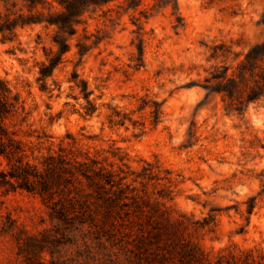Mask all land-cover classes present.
Returning a JSON list of instances; mask_svg holds the SVG:
<instances>
[{
    "label": "clouds",
    "instance_id": "1",
    "mask_svg": "<svg viewBox=\"0 0 264 264\" xmlns=\"http://www.w3.org/2000/svg\"><path fill=\"white\" fill-rule=\"evenodd\" d=\"M0 221V264H264V0H0Z\"/></svg>",
    "mask_w": 264,
    "mask_h": 264
},
{
    "label": "trees",
    "instance_id": "2",
    "mask_svg": "<svg viewBox=\"0 0 264 264\" xmlns=\"http://www.w3.org/2000/svg\"><path fill=\"white\" fill-rule=\"evenodd\" d=\"M53 182H54V177L50 170L49 174L44 178V181L41 184V189L46 190L50 186V184ZM42 194L44 193L42 192Z\"/></svg>",
    "mask_w": 264,
    "mask_h": 264
},
{
    "label": "rangeland",
    "instance_id": "3",
    "mask_svg": "<svg viewBox=\"0 0 264 264\" xmlns=\"http://www.w3.org/2000/svg\"><path fill=\"white\" fill-rule=\"evenodd\" d=\"M6 226L7 225L4 221H0V231L4 230L6 228ZM29 243L32 244L33 246H35L37 242L36 241H30Z\"/></svg>",
    "mask_w": 264,
    "mask_h": 264
}]
</instances>
